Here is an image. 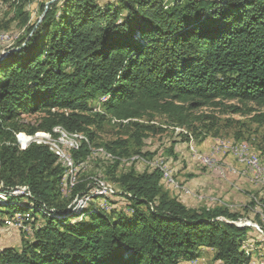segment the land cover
Wrapping results in <instances>:
<instances>
[{"label": "trees", "instance_id": "trees-1", "mask_svg": "<svg viewBox=\"0 0 264 264\" xmlns=\"http://www.w3.org/2000/svg\"><path fill=\"white\" fill-rule=\"evenodd\" d=\"M14 41L0 59V214L29 213L34 231L21 249L1 248L0 264H180L203 249L214 262L249 264L261 252L264 240L254 250L243 245L256 223L264 225L259 214L253 222L229 205L188 208L163 191L160 168L140 161L150 153L130 155L123 140L102 145L112 157L99 155L119 188L97 175L120 198L94 195L71 209L88 186L87 169L65 193L55 153L36 142L20 150L15 134L55 136L59 126L82 134L87 141L67 150L82 170L105 120L130 126L140 145L155 126L136 120L152 114L191 129L192 110L213 100L264 106V0H54ZM31 114H40L36 124L23 121ZM132 156L144 171L120 170V159ZM12 187L25 190L15 195Z\"/></svg>", "mask_w": 264, "mask_h": 264}, {"label": "rangeland", "instance_id": "rangeland-1", "mask_svg": "<svg viewBox=\"0 0 264 264\" xmlns=\"http://www.w3.org/2000/svg\"><path fill=\"white\" fill-rule=\"evenodd\" d=\"M53 1L54 0H11L8 3L0 2V33L6 32L0 34V43H11L13 41L11 45L0 44V54L12 48L15 43L14 40H16L20 34L23 35L28 26L32 24L36 26L39 25L45 11ZM95 1H97L100 6H105L107 4L115 5L118 0ZM262 113H264V106L257 105L250 101L213 100L204 106L192 110L191 121L189 122L191 129L169 125L166 123L163 116L152 114V117L147 116L141 120H136L145 125L153 124L155 126V131L148 132L147 137L142 140L140 145H136V141L131 135L133 129L130 126L121 127L112 121L105 120L94 130L96 133L94 142L100 145L99 148H92L93 158H90V160L86 161L85 165L81 166L82 170L87 169L85 174L87 175L85 179L88 180L87 185L93 186L90 187L92 195L88 198L91 200L94 193L98 192L103 184L104 189L108 191L106 192L107 194H112L116 191V189L110 186L103 177H100L104 176L109 182H112L109 176L105 174L103 163H101L102 160L100 159L102 157L105 159L112 157L107 155L106 152H103L104 149L102 145L104 143L123 140L126 142L125 146L130 155L137 152L140 154L148 152L150 154L147 156L161 160V164L164 168L169 169L168 173L174 180V183H171L165 179L166 181L162 183L163 191L167 192L170 196L176 197L188 208L201 209L204 207H213L214 205L211 204L210 201L212 202L214 200L210 198H217L230 204V208L240 212L242 217L248 218L253 222L259 221V213H255V209L253 210V208L257 202L264 205V198L262 197L264 194L260 196L258 191L253 188L247 190L249 188V183L246 181H237L234 179V177L237 176L235 174H233L235 175L234 177L228 175L225 179L218 173L205 167L199 161L194 160L196 157L193 156V150L195 149L199 151V153H208L209 149L219 143L218 141L225 140V142L246 143L255 153L264 158V119L262 118ZM39 117L40 114H31L25 116L23 121L32 125L37 123ZM41 133L44 132L37 134ZM80 135L84 137L82 134ZM20 139H24V137L20 136ZM225 154H219L216 159L219 162L224 161L225 158L229 156ZM99 155L101 156L100 159ZM134 157L136 156L130 157L128 159L129 161L120 159V165H122L120 170L127 171L130 166H135L139 171H144L142 166L131 160L136 159ZM236 165L239 168L241 167L238 163ZM99 174L100 176H97ZM83 175L84 172H79L75 177H79L80 179ZM246 180L249 182L248 179ZM251 183L255 184V182ZM113 184L116 188H119L117 184ZM255 185H258V183ZM261 187L262 189L264 188L262 185ZM1 188L2 186L0 185V189ZM22 192L23 188L16 190L15 195H20ZM252 194H254V196H252ZM199 196L203 198L199 200ZM99 200L102 199H98L99 206L103 205L108 209V206L106 204L104 205L106 202L102 200L103 204H100ZM216 205L226 204L219 203ZM69 208L73 209L72 207ZM114 210L116 211L113 212L114 215H118L122 210L121 204L116 205ZM259 216L263 219L261 214H259ZM17 218H31V216H29V213L26 215L15 214L13 216L0 214V249L9 245L16 249H21L25 240L32 238V236H26L25 238L20 230L10 227L9 221ZM37 221L41 223L42 219L38 217ZM248 235L250 238L244 240V247L247 245L253 247L254 241L258 246L260 241L264 240V236L257 234L254 229H252ZM258 247L261 248V252L256 251L252 254L250 261L253 257L256 258L252 264L264 263V258L262 256V251L264 250L263 243H260ZM252 250H254V247ZM194 261L196 264H215L213 256L209 254L206 255L205 253L203 257ZM189 263L190 262H188V264Z\"/></svg>", "mask_w": 264, "mask_h": 264}, {"label": "bare ground", "instance_id": "bare-ground-1", "mask_svg": "<svg viewBox=\"0 0 264 264\" xmlns=\"http://www.w3.org/2000/svg\"><path fill=\"white\" fill-rule=\"evenodd\" d=\"M52 132L55 134V136H51L50 134H47V133H45V134L44 133L35 134V135L32 136L31 139L28 140V144H30L32 142L45 144L55 154H59V155H62V156H68L71 164H73L72 161H71V158H70V156H69V154L67 152V150H69V149L70 150L71 149L72 150L73 149H77L79 147L80 142H81L82 139L87 141L86 137L85 136L82 137L80 134L69 133L64 128H62L60 126L53 128ZM57 132H59V133H57ZM21 140L23 141V143H25L27 141V139H25V138L21 139ZM218 142L219 143H217V145H215L214 147L209 149L208 153H204L205 158L214 159L215 162L223 164V167L225 169H227V170H230L232 172V174H235L237 176L246 177L249 180V182L250 181L251 182H255V184L258 183V184L264 186V158L263 157H261L259 154L255 153L250 148V146L248 144H246V143H242V142H225V140L218 141ZM227 145H229V146H240V145H243L242 156L240 154H238L237 152H235L234 150H230V147H228ZM103 152H105V151H103ZM103 152H102V154H103ZM225 153L230 155L233 158V160L235 161V164L229 165L225 161L219 162L216 159L217 156H219V154H221V155L223 154L224 155ZM199 154H203V153H199V151H197L195 149L193 150V156L194 157L199 158ZM107 155H109V154H107ZM134 158H139V157L136 156ZM140 159H141L140 161H142V163L148 164V166L151 165L153 167L160 168L162 170V173H163L162 177H164V178L166 177V170H165L166 168H164V166L161 164L160 161H154L153 162L152 160L148 161V160H145L143 158H140ZM246 159H251L252 161H254V163L256 164L257 168L253 167V165H246ZM200 163L202 165H204L205 167L213 170V161H201ZM237 163L241 165L240 168L237 167V165H236ZM244 166H246V168ZM75 176L76 175H73V176L69 177V185H70V187H72L73 185L75 186V183H76V180H77ZM221 176L226 179L225 175H221ZM167 178H169V179H166L167 181H169L171 183H174V180L172 179V177L168 173V170H167ZM171 185H173V184H171ZM24 190L25 189L23 188V191ZM106 190L104 189V186H101L100 190L98 192H95L94 195L105 194L106 192H108ZM10 191H12V189ZM63 192L67 193V191H63ZM11 193L15 194V192H11ZM91 195H92V193H90L89 195L85 196V203L86 204L89 201V198H90ZM125 200H126V198H125ZM73 202H75V201H73ZM96 202H98V200ZM86 204H76V205H73V207H75V208H77V207H85ZM101 206H103V205H101ZM253 210L255 211V213L261 214V216L264 218V205H262V203L257 202L256 205L254 206Z\"/></svg>", "mask_w": 264, "mask_h": 264}, {"label": "built area", "instance_id": "built-area-1", "mask_svg": "<svg viewBox=\"0 0 264 264\" xmlns=\"http://www.w3.org/2000/svg\"><path fill=\"white\" fill-rule=\"evenodd\" d=\"M59 133V132H57ZM15 135H17V146L20 150L26 149L29 144H28V138L23 136V133H16ZM20 136L24 137L25 139H27V141L25 143H23V141L20 139ZM230 150H234L235 152H237L238 154H240L242 156V151H243V145L240 146H229ZM58 159H60V162L62 164V166L64 167V174L62 176V191H70V185H69V177L73 176L75 174H78L79 172H83L85 170H80L76 167L75 164H71L69 157L68 156H62L59 154H55ZM152 161H161L157 158H152ZM133 160V159H132ZM194 160L196 161H213V171L218 173L219 175H232V172L230 170H227L223 167V164L215 162L214 159H208L205 158L204 153L203 154H199V158H194ZM162 163L164 164V161L162 160ZM246 165H253V167H256V164L254 163V161H252L251 159H246ZM246 168V166H244ZM257 168V167H256ZM166 170V177L162 178V179H169L167 178V170L169 169H165ZM260 170V169H259ZM236 177H240V176H236ZM260 187L261 185L258 184ZM104 186V184H103ZM89 187H93L92 185ZM86 187L84 190H82V192L79 194L78 198H76L75 202H68L67 203V207H73V205L76 204H86L85 203V196L87 194V188ZM22 188H17V187H12V191L11 192H16V190H19ZM115 193V199H119V193L118 191H114ZM200 199H202L203 197H198ZM212 200H214L215 203L220 202L217 198H210ZM100 204H103L102 200H99ZM231 207V205H229V208ZM231 209V208H230ZM10 222V227H14L16 230H20L25 238L26 236H33V231H34V219L33 218H17V219H12L9 221ZM254 230L257 234L260 235H264V225H262L261 223H256L254 225ZM256 258H252L249 264H252L255 261ZM189 264H196V262H190ZM215 264H221V262L219 261H215Z\"/></svg>", "mask_w": 264, "mask_h": 264}, {"label": "crops", "instance_id": "crops-1", "mask_svg": "<svg viewBox=\"0 0 264 264\" xmlns=\"http://www.w3.org/2000/svg\"><path fill=\"white\" fill-rule=\"evenodd\" d=\"M225 162H227V164H229V165H233V164H235V161L233 160V158L229 155L228 156V158H225V160H224ZM234 177V176H233ZM245 178V179H244ZM234 179H236L237 181H246L247 183H249V188L247 189V190H249V189H255L256 191H258V193H259V195L260 196H262L263 194H264V188L262 189V187H260V186H258V185H255V184H252V183H250V182H248L246 179V177H242V176H240V177H234ZM252 196H254V194H252ZM200 197V196H199ZM263 198H264V196H262ZM199 200H201L200 198H199ZM219 201H220V203L221 204H226V205H230V204H227V203H225L224 201H222L221 199H218ZM210 203L211 204H213V205H216V204H219V203H215L214 201H210ZM264 219V218H263ZM10 246V245H9ZM203 252L207 255V254H209V255H213V253H212V251L211 250H209V249H203ZM180 264H188V262H181Z\"/></svg>", "mask_w": 264, "mask_h": 264}, {"label": "water", "instance_id": "water-1", "mask_svg": "<svg viewBox=\"0 0 264 264\" xmlns=\"http://www.w3.org/2000/svg\"><path fill=\"white\" fill-rule=\"evenodd\" d=\"M8 52H4L3 55L0 57L2 59Z\"/></svg>", "mask_w": 264, "mask_h": 264}]
</instances>
